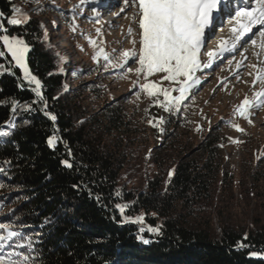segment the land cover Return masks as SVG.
I'll use <instances>...</instances> for the list:
<instances>
[{
    "label": "trees",
    "instance_id": "1",
    "mask_svg": "<svg viewBox=\"0 0 264 264\" xmlns=\"http://www.w3.org/2000/svg\"><path fill=\"white\" fill-rule=\"evenodd\" d=\"M21 1L35 7L28 13L29 23L6 27L9 34L24 35L33 45L30 68L45 85L48 111L57 116L58 135L64 143H59L55 151L48 147L46 141L53 124L41 111L18 110L15 116L10 113V101L5 98L30 103L33 94L17 87L22 82L18 68L12 69L14 75H0V99H5L0 105V126L10 119L16 121L14 133L0 143V163L8 169L0 173V219H11L17 229L26 224L28 227L20 230L36 233L40 241L35 245L38 264H264V259L248 255L264 251L260 215L245 224L221 222L218 232L209 219L198 218L199 214H207L216 190L220 145L226 143L223 135L214 129L195 148L187 147L177 133L182 115H169L153 107L149 100L146 109L153 114L149 118L157 117L160 109V117L166 120L161 125L163 141L157 149L167 142L179 144L180 149L178 158L173 160L148 154L154 170L146 171L135 163L130 150V137L135 130L130 129L123 107L104 103L100 110L88 112L83 105L84 92L99 99V86L87 83L71 87L66 75L58 73L59 57L63 56L53 46L45 25L49 41L41 42L44 30L39 26L40 15L50 11V5L46 0H11V4L27 12L29 8L21 6ZM41 8L44 10L37 12ZM0 11L5 13L6 22L9 0H0ZM5 58L9 63L10 57ZM0 63L8 67L4 58H0ZM62 66L65 70L69 65L65 62ZM55 96L59 99L53 100ZM152 129L157 133L156 128ZM65 144L72 152L71 169L61 164V160L69 158ZM173 169L169 181L168 173ZM144 176L145 189L134 187L132 178L140 180ZM222 176L224 183L230 182L228 173ZM83 184L87 188H73ZM117 189L120 197L114 195ZM96 194L100 195L99 200ZM125 202L132 203L126 215L145 214L146 225L163 226L162 235L147 231L141 234L138 224L121 223L114 205ZM138 235L150 243H142ZM238 241L248 247L238 248Z\"/></svg>",
    "mask_w": 264,
    "mask_h": 264
},
{
    "label": "snow or ice",
    "instance_id": "2",
    "mask_svg": "<svg viewBox=\"0 0 264 264\" xmlns=\"http://www.w3.org/2000/svg\"><path fill=\"white\" fill-rule=\"evenodd\" d=\"M33 2L39 3V0H33ZM90 2L92 3L91 11L98 13L99 0H90ZM9 3L10 14L6 22L5 13L0 11V47L3 49L0 50V58L8 56L10 61L8 67L0 63V75L5 72L14 75L12 69L18 68L22 82L17 87L21 91H30L33 99L30 103H22L19 99L11 97L5 99L10 101V113L13 116L18 114V110L30 113L39 110L52 122L53 131L46 143L50 149L55 151L57 145L64 141L63 137L58 135L57 116L48 111V99L44 94L45 85L30 68L29 53L33 50V45L25 39L24 35L9 34V29L6 27V24L16 27L26 25L31 18L27 12L11 4V0ZM81 4H85V0H81ZM222 4L225 13L229 16V23L233 25L230 29L231 39L221 41L215 50H208L207 43L212 37L208 36L207 32L213 29L214 21L218 19L214 13L220 11ZM116 7L119 8L118 12L114 11L117 17L124 14L123 18L127 19L129 18L128 12L132 13L131 24L126 34L132 47L122 50L118 57L113 58L105 52L97 40L91 37L85 38L94 49L93 61L98 63L101 58L105 61L103 66L105 71L109 68L120 69L121 71L116 73L120 79L128 78L129 73L135 75L136 79L132 80V87L129 89L131 96L139 99L143 94L150 100L153 107L160 108L169 115L180 114L182 107L186 108L185 101L195 95V90H198L203 83V77L207 75L206 69H212L213 64L219 60L226 59L229 66H232L235 61L237 71L233 75L237 80L240 79L238 71L240 68L250 69L247 75L252 77L253 94L251 98L245 97L234 108L233 114L247 121L249 125L253 124L252 110L264 107V0H238L234 15L231 14L229 0H120ZM42 10L44 9H37V12ZM52 10L58 11L66 18H71L72 31L76 30L75 20L83 14V9L79 13L75 9L65 13L54 5ZM89 19L90 22H100L98 15ZM53 25L55 26V21ZM39 26L44 30L41 42L47 43L49 41L47 29L42 22ZM253 29L256 31L254 32ZM96 33L97 36H101V29L97 28ZM249 44L254 49L252 56L257 58V63H252L251 58L245 54ZM48 47L51 48V45L48 44ZM237 55L241 59L237 60ZM57 56H59L58 53ZM204 56L208 57L207 61L203 60ZM59 60L58 73L63 75L65 70L62 65L66 60L64 57H59ZM245 61L248 62L245 63ZM198 73L200 75H197ZM72 75L76 76L77 72H72ZM165 81L168 86H163ZM221 84L226 87L223 80ZM92 86L87 85V87ZM64 90H68L67 85H64ZM173 93H178V95H173ZM131 96H125L122 99L129 100ZM5 99H0V105L5 103ZM52 99H59V96ZM34 105L36 107H33ZM145 115H149L147 109H145ZM23 122L28 123L27 120ZM165 122L164 117L152 116L148 119L149 125L161 133L164 131L161 125ZM228 124L235 131L246 134L245 129L234 121H228ZM15 128L16 121L12 119L4 126H0V143L6 142L4 138L12 135ZM196 131L200 132L202 128L197 126ZM229 139L234 144L242 142ZM220 146L223 147V145ZM65 147L69 158L61 160V164L71 169L73 167L72 152L66 144ZM6 163L11 162L6 161ZM7 170L4 164L0 163V173ZM173 174L174 169L168 173L169 181ZM82 186L87 188V184L73 185V188L79 190ZM89 195H93L90 189ZM114 195L120 197V190L117 189ZM95 198L99 200L100 195L96 194ZM114 207L120 214L121 223L142 225L138 230L141 234L147 231L155 236L162 235L163 226L146 225L145 214L126 215L132 203H116ZM27 227L28 225L23 223L20 225V229ZM20 229L13 227L11 219H0V264H38L39 253L35 245L40 242L39 238L35 232L29 233ZM137 238L144 244L150 243V240L144 238L143 235H138ZM246 239L247 234L244 236V240ZM237 247L248 246L243 241H238ZM248 255L251 258L264 259V251H253Z\"/></svg>",
    "mask_w": 264,
    "mask_h": 264
},
{
    "label": "rangeland",
    "instance_id": "3",
    "mask_svg": "<svg viewBox=\"0 0 264 264\" xmlns=\"http://www.w3.org/2000/svg\"><path fill=\"white\" fill-rule=\"evenodd\" d=\"M46 1L51 10L41 14L40 18L50 31V38L54 46L61 52L69 65V69L65 70L67 84L71 87H83V84L87 83L99 86V99L89 92H84L85 101L83 105L88 112H96L98 108L100 110L104 103L123 107L128 114L130 129L135 130V133L130 137V150L133 153L135 163L141 165L146 171L154 170L151 161L146 157L150 153L160 155L161 158L177 159L179 144L165 142V147L157 149L156 146L163 141V135L159 131L154 132L148 123L149 116L153 115L150 111L149 115H145L149 99L143 94L137 99L135 96H131L129 92L132 87V80L136 79L135 75L129 73L128 78L120 79L116 75L117 72L121 71L120 69L109 68L108 71H105L103 67L105 61L102 58L98 63L93 61L94 49L85 38L91 37L97 40L110 57H118L122 50L132 47L126 35L131 24V11L128 12L129 18L127 19L123 18L124 14H121L120 17L115 16L114 11H119V8L116 7L120 3L118 0L110 8L111 10L108 12L110 15L101 18L100 14L91 11L89 5L84 7L82 4L83 7L74 8L75 3L80 0ZM20 5L29 8L27 13L35 8L29 7L28 1H21ZM53 5L65 13L73 9L79 13L83 9V14L75 20V31H72L70 26L71 18H66L58 11L52 10ZM96 15L99 16L100 22H90L89 18ZM53 21H55V26ZM232 26L228 20L222 25V28L224 27L222 31L221 27L217 29L214 35L210 36L212 38L207 43L208 50H215L226 36H231L229 29ZM97 28L101 29V36H97ZM216 38L218 39L216 40ZM247 47H249L248 51L251 54L250 52L247 53L248 51L245 54H248L247 56L251 58L252 63H257V58L252 56L253 47L250 44ZM255 50L258 51V49ZM207 59V56L203 57V60L207 61ZM236 59L239 60L241 57L237 55ZM247 62L245 61V63ZM249 70L240 68L238 70L240 79L237 80L233 75L237 71L235 61H233L232 66H229L226 59L215 62L212 69H206L207 75L203 77V83L198 90H195V95L190 96L189 100L185 101L186 108L182 107L180 113L182 120L177 127L178 138L182 144H186L190 148H195L202 137L214 129L226 139V143L219 150L218 160L221 161L219 179L211 205L207 214L204 215L205 217H202L203 214L198 216L201 220L209 219L215 232L219 231L221 222L250 223L254 215H260L259 217L264 223V107L252 110V125L233 114L234 108L245 97H252V77L247 75ZM74 71H78L76 76L72 75ZM222 80L226 87L221 84ZM163 86H168L166 81ZM173 95H178V93H173ZM125 96H131V99H122ZM160 113L161 110L158 109L157 117H160ZM228 121L239 124L245 129L246 134L235 131L229 126ZM197 126H200L202 131H196ZM229 138L242 142L234 144ZM222 173L223 175L228 173V176H231L228 178L230 182L224 183ZM123 179L126 180L127 178L123 177ZM146 179L147 176H144L140 180L132 178L131 181L134 187L144 190Z\"/></svg>",
    "mask_w": 264,
    "mask_h": 264
},
{
    "label": "bare ground",
    "instance_id": "4",
    "mask_svg": "<svg viewBox=\"0 0 264 264\" xmlns=\"http://www.w3.org/2000/svg\"><path fill=\"white\" fill-rule=\"evenodd\" d=\"M115 4V1H113V0H99V3H98V5H106L108 8H111L113 5ZM82 5V4H81ZM85 5V4H84ZM100 14V13H99ZM232 15H234V11H233V13H231ZM101 15V14H100ZM214 15L215 16H217V20H215L214 21V24L216 25V26H214L213 27V29H211L210 31H208L207 32V35L208 36H212L213 35V33H215V31L217 30V29H219L223 24H225L228 20H229V16L227 15V16H223V18H220L219 16V14L218 13H214ZM226 26V25H225ZM224 28V27H223ZM226 29V28H225ZM228 30V29H227ZM230 30V29H229ZM253 30H255V29H253ZM225 31V30H224ZM223 31V32H224ZM224 36V35H223ZM226 36V35H225ZM224 36V37H225ZM230 36V35H229ZM225 37L223 40H230L231 38V36L230 37ZM217 40V39H216ZM216 42V41H215ZM248 46V45H247ZM249 48V47H248ZM251 50V49H250ZM254 51V50H253ZM250 51H248L247 53H249ZM250 54H251V52H250ZM248 55V54H247Z\"/></svg>",
    "mask_w": 264,
    "mask_h": 264
},
{
    "label": "water",
    "instance_id": "5",
    "mask_svg": "<svg viewBox=\"0 0 264 264\" xmlns=\"http://www.w3.org/2000/svg\"><path fill=\"white\" fill-rule=\"evenodd\" d=\"M0 50H2L1 48H0ZM4 59H5V61H6V63L8 64V66H9V63L7 62V59L4 57Z\"/></svg>",
    "mask_w": 264,
    "mask_h": 264
}]
</instances>
